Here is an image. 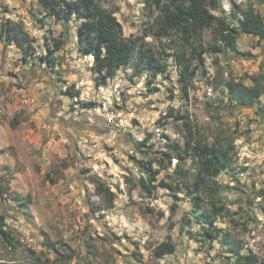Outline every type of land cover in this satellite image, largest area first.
Returning a JSON list of instances; mask_svg holds the SVG:
<instances>
[{
  "label": "clouds",
  "instance_id": "obj_1",
  "mask_svg": "<svg viewBox=\"0 0 264 264\" xmlns=\"http://www.w3.org/2000/svg\"><path fill=\"white\" fill-rule=\"evenodd\" d=\"M0 264H264V0H0Z\"/></svg>",
  "mask_w": 264,
  "mask_h": 264
},
{
  "label": "trees",
  "instance_id": "obj_2",
  "mask_svg": "<svg viewBox=\"0 0 264 264\" xmlns=\"http://www.w3.org/2000/svg\"><path fill=\"white\" fill-rule=\"evenodd\" d=\"M185 77L187 78V69L185 70Z\"/></svg>",
  "mask_w": 264,
  "mask_h": 264
}]
</instances>
